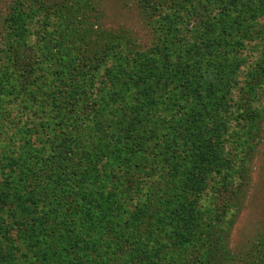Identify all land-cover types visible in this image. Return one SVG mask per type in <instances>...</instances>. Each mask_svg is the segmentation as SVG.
<instances>
[{"label": "trees", "instance_id": "1", "mask_svg": "<svg viewBox=\"0 0 264 264\" xmlns=\"http://www.w3.org/2000/svg\"><path fill=\"white\" fill-rule=\"evenodd\" d=\"M142 1L150 16L158 15L154 24L161 31V37H169L164 39L167 42L165 47L168 49V59L180 52V62L184 63L186 72L183 67L179 70V75L174 76V72L165 73V64L151 65L153 59L158 60L161 57L155 51L156 46H153V55L142 53L144 63L149 62V66L141 67L143 74L139 73L142 71L140 68L131 75L142 76L136 77L141 78L140 83L135 85L137 93L133 88L127 93L128 89L134 87L135 78H129V83L125 82L128 78L123 75L121 66L130 61L131 53L123 52V62L119 63L117 60L108 68L118 70L110 78L112 85L107 87L102 84L100 88L97 87V97L94 98L90 90L95 87V73L98 74V70L110 61L115 50L119 51L121 45H125V39L118 43L114 40L113 44H109L112 38L110 34L91 38L83 30L80 40L71 43L80 49L77 58L72 56L70 49L60 52V57L64 60L56 78L44 83L45 89H29L27 92L33 102L35 97L46 100V106L40 107L44 111L50 106L52 109H59L56 118L60 120H56L53 125L49 123L48 126L47 123H42L45 124L47 132H43L45 137L40 139V143L26 141L19 154L8 157L5 164L10 167L5 180L8 188L14 189L13 196L16 200L15 210L11 211L14 218H0L1 237L8 241L7 244H2L4 247H0V264H239L242 257L248 256L250 264H264V232L249 245L233 248L228 238L229 228H223L220 223H216L219 218H203L204 211L197 208V197L194 196V192L198 191L195 186L207 189L210 183L208 177L214 169L227 163L225 157L224 160L223 156L220 157L221 150L216 144L222 142L221 139L217 142L220 135L218 128H208L205 122L214 117V98L210 97L223 89L221 85L217 86L223 80V69L215 70L216 59L219 57L214 60L207 56L219 53L229 55V46L235 47V44L228 43L230 38H240L239 42L242 43V39L248 37L258 41L264 62V23H253L254 18L264 10V0ZM77 3L87 5L86 9L94 5L92 0H78ZM81 12L84 15L85 12ZM215 13L220 16L215 18ZM85 17L87 16L84 15L80 20L81 23H84ZM193 23L194 29L190 31L188 26ZM173 39L180 41L172 44L170 40ZM95 43L98 45L93 47ZM13 49L14 64L21 65L20 59L24 61L26 54L21 49L20 52L16 45ZM158 49L163 50L164 46ZM46 55L56 56L57 53L48 49ZM28 59L21 68L15 67L24 77L23 81L26 80L29 85L30 82H40V87L43 85L39 81L41 76L33 77L35 81L29 78L41 67L43 61L36 57L33 60ZM163 62H166L165 57ZM229 65L231 66V61ZM258 72L260 79H264V66ZM204 82L207 86L216 85L214 91H209L211 94L206 93L207 87L201 88ZM63 86H73L76 88L75 94L83 93L84 97L74 95L67 105H62L59 100L65 91ZM181 87H188L189 90ZM150 88L151 92H155L154 96L163 95L160 101L166 112L161 118L155 117L157 120L153 123L154 126L148 122L150 113H143L146 102L140 105L133 97L143 92L147 95L146 101H149ZM68 91L73 92L69 88ZM101 93L102 97L99 95ZM105 99L111 102V110L119 118L118 112L121 110L134 112L132 115L123 113L124 116L115 121L108 116L103 117L100 109L105 107L106 104H101ZM123 99L125 106L121 103ZM150 99H153V94H150ZM65 107L71 109V114L61 118L62 114L59 113ZM66 119L69 123H65L70 128L61 130L59 127ZM113 125L121 127L119 129L125 132L123 138H128V135L131 137L121 145L113 144L108 136ZM22 132L23 127L18 133ZM187 151L192 161L188 157L183 158V153L186 154ZM157 158L164 160L166 167L172 165L173 170L166 183L158 186L155 193L147 189L143 191L142 181L138 187L133 180H125V185L117 192L113 191L111 198L106 194L97 203V200L94 202L89 199L91 193L83 190L84 196H79L80 199L72 204L70 210L50 209L43 218H36V208L24 199L28 196L29 202L34 199L38 203L43 199L44 192L46 202H54L55 196L59 201H66L65 198L72 189L69 187L81 179L80 177L89 176L94 180L100 177L101 172L107 169V165H104V169L100 170L103 160L104 164L109 160L108 165L116 162L126 173L131 172L127 179H132L137 166L142 168L148 161L152 168ZM11 167H15L19 173H14ZM194 173L196 175L193 182L189 176ZM161 177L164 178L162 173ZM162 179L156 181L161 182ZM110 183L111 179L100 181L101 190ZM239 184L232 190L239 191ZM219 185L225 187L222 182L217 181L212 186L210 195L212 209H215L214 217L217 214L221 217L218 207L222 202V209L227 207V199L223 200L218 193ZM25 186L32 187L31 191L22 193L21 188ZM80 189H85V185L80 184L77 192ZM160 189L168 191L164 202L166 204L162 209L157 206L164 195L159 193ZM138 192L145 195L146 199H141L140 196L136 198L135 193ZM132 203L135 207L129 210L128 206ZM5 212L9 213L8 210ZM12 225H17L18 238L26 245V250L19 258L14 255L11 237L8 235V226ZM43 229L56 238L53 240L52 235H45Z\"/></svg>", "mask_w": 264, "mask_h": 264}, {"label": "rangeland", "instance_id": "2", "mask_svg": "<svg viewBox=\"0 0 264 264\" xmlns=\"http://www.w3.org/2000/svg\"><path fill=\"white\" fill-rule=\"evenodd\" d=\"M77 1L0 0V218H14L11 214V211L15 210L14 200L16 198L13 196L14 189L8 188L5 180L10 170V167L5 166L8 157L17 156L21 151V146L24 147L28 140L39 144L40 139L45 137L43 132H47L46 126L49 123L53 125L56 120L58 122L60 120V118H56V114H58L57 110L59 109H52V106H50L45 112L40 107L41 105L46 106V100L42 101V97H35V101L33 102V98L27 95V92L29 89H45L44 83L56 78L60 69H62L61 63L64 60L60 57L61 51L64 52L70 49L73 57L80 54V49H77L78 47L71 43L75 40H80V35L83 30L91 38H94L95 35L110 34L112 38L109 40V44H113L114 40H117L115 42L118 43L125 39L123 41L125 45H121L119 51L115 50L113 56L110 57V61L103 67L104 69L100 68L98 74L94 72L96 81L93 83V86L95 87L92 91L90 90L94 98L97 97V87L100 88L103 86L102 84L107 87L112 85L110 78L112 79V75H115L118 70H108V68L113 66L117 60H119V63L123 62V52L131 53L130 61L121 66L122 71H124L123 75H126V78H128L125 79V82L129 78H135L133 80L134 87L128 89L127 93H130L132 88L137 93L135 85L140 83L141 78L138 79L136 77L142 76L139 74L132 77L133 73L135 70L141 67L143 68V66H149V62L144 63L142 53L153 55V46H156L157 50L155 51L161 57L158 60L153 59L150 62L151 65L165 64L163 68L165 73L174 72V76L179 75V70L181 71L184 67V63L180 62L182 60L180 58V52L170 57V60L168 59V49L165 47L167 42L164 39H168L169 37L167 35L166 37L164 35L161 37V31L159 32L154 24V21L158 19V15L150 16L145 11L142 0H92L94 5L90 9H86L87 5H80ZM81 10L87 16L83 20L84 23L80 21L84 17ZM259 14L261 15L255 17L253 20L254 25L264 23V10ZM214 16L218 18L220 15L215 13ZM193 26L194 23L192 25L190 24L188 29L190 31L193 30ZM182 31V33H185V30ZM183 35L185 37L187 36V34H181V36ZM179 41L180 39H173L170 40V43L177 44ZM239 41L240 38H230L228 43L235 44V47L229 46L231 51L229 55L219 53L214 56H207L214 60L219 57L216 59L215 70L223 69L221 71L223 80H221L222 83H217V86L221 85L226 90L222 91V89L219 92V89H217L218 93H214L210 97V99L214 98L213 104L215 108L212 113L214 117L205 122L208 128H218V133L221 136L219 135L217 142L220 139L222 142L216 143L221 150L220 153H216H219L221 158L223 156V160L225 157L227 163H222L214 169L211 176L208 177L210 183L207 189L204 190L202 187L198 188L195 186L198 191L194 192V196L197 197V208L204 211L203 218H208L209 220L211 218H219L216 223H220V226L223 228H229L228 238L230 239V244L235 249L247 244L249 245L260 233L264 232V79H260L258 74V71L263 69L264 62H262V48L258 45V41L249 39L248 37L243 38L242 43ZM15 45L19 48V51L21 49L25 52V60H29L28 58H32L33 60L35 57L39 60L42 59L41 61L43 63L41 67L32 73L29 78L30 80H34L33 77L37 75L41 76L39 81L41 83L43 82V85H40V87L38 85L40 82L38 84L30 82L29 85V82H26V80L23 81L24 77L18 72L17 68H21L25 60L20 59L21 65L19 63L14 64V51L11 49ZM97 45L98 43H95L92 46L95 47ZM12 46L13 48H11ZM162 46H164L163 50L158 49ZM48 49H53V52H56L57 55L47 56L46 52ZM44 56L46 57L45 59ZM164 57L166 58V62H163ZM230 61L231 66L229 65ZM183 71L186 72L185 67ZM223 71L226 73H223ZM139 73L143 74V70L139 71ZM13 75L15 76L12 77ZM253 76H258V78L255 79ZM211 86H207L204 82L201 88L207 87L208 90L206 93H209V91H214L216 87L215 84ZM63 88L65 91H63L62 97L59 100L62 105H67L70 99H73L74 95L84 97L83 93L80 95L75 94L77 92L73 86L68 87L73 92H69L66 86H63ZM181 88L187 91L189 90L188 87ZM159 92L162 93L160 90ZM154 93L151 92L150 88L149 101H146L145 97L147 95L143 92L138 96H133L135 98L134 101L140 105L146 102L143 113H150L148 115V122L152 126H154L153 123H156L158 118L166 114L160 101L163 95L155 94L159 95V97H156ZM150 94H153V99H150ZM99 95L100 97L103 96L102 93ZM203 100L205 101V99ZM101 102L102 105L106 104L104 108L100 109L103 117L108 116L109 119L114 121L122 118L124 116L123 113L132 115L131 113L134 112L132 110H125L123 112L121 110V112H118L119 118L118 115L115 116L113 114L111 110L113 106H110L111 102L109 100L105 99V102ZM121 103L125 106L124 99ZM59 114H62L61 118H64L65 115L69 116L71 109L65 107ZM254 114L256 115L255 117L253 116ZM63 122V125L59 127L61 130L70 128L66 125V123H69L68 119ZM42 123H47V125H42ZM22 127L23 132L18 133ZM119 128L113 125L110 127L108 133L109 140L117 145H121L123 141L131 137L128 135L126 136L128 138H123L125 132L123 133ZM102 146L104 147V145ZM158 150L160 149L158 148ZM183 156V158L188 157L191 160V155H189L188 151L186 154L183 153ZM104 162L105 160H103L100 170L104 169V165H107V169L101 172L100 177L95 178V180L89 176L87 178L80 177L82 180L78 179L75 184L69 187L72 189L70 194L67 192L69 195L66 196V201L63 200L64 202L59 201L56 196L54 202H46V194L44 192L42 195L43 199L38 203H35L37 201L34 199L29 202V199H27L28 196L24 199L32 207L36 208V212L34 213L36 218H43L50 209L67 208L70 210L72 204H75L76 200L80 199L79 196H84L82 193L83 190L91 193L89 199L91 201L94 200V202L97 200V203L106 194L111 198L113 191L117 192L125 185V180H133V183L138 187L142 181L141 188L143 191L147 189L155 193L158 186L166 183L169 178L168 175L173 170L172 165L171 167L169 165L166 167L164 166V160L160 161L157 158L156 161L154 160L152 168H150L147 161L142 168L137 166L132 175V179H127L128 176H131V172H129L130 174L126 173L125 170L117 166L116 162L113 165H108L109 160L106 164ZM190 168L192 170L193 165ZM11 169L14 173H19L15 167L14 169L11 167ZM161 173L164 175L163 179ZM195 175L194 173L189 176L193 182ZM223 176H226L224 180H222ZM103 179H111V183L110 185L106 184L105 188L101 190L100 181ZM157 179H162V181L157 182ZM217 181L225 185V187L219 185L217 189L222 199H227V207L224 210L222 209L224 202L218 207V212L221 213V217L219 214L214 217L215 209H212L211 204L213 203H210L212 186ZM237 183H240V187H238L239 191L236 192L232 189L237 186ZM80 184L85 185V189H80L77 192ZM21 189L22 193H26L28 190L31 191L32 187L25 186ZM191 189H193V186ZM217 189H215L216 192ZM159 193L164 194L160 198V203L157 205L158 208L162 209L163 205L166 204L164 202L166 201L168 191H162L160 189ZM51 195H53L52 192ZM135 195L136 198L140 196L141 199H146V196L139 192L135 193ZM21 201L25 202V200ZM133 207H135L134 203L130 204L128 209L131 210ZM6 210L9 211L8 214H6ZM7 221L9 220L7 219ZM8 227L10 229L8 235L11 237L14 255L19 258L21 253L26 250V245H23V242L18 238L17 225ZM50 229L53 234L54 231L51 227ZM43 233L48 235V237L53 236V240L56 238L44 229ZM7 243L8 241L2 238L0 233V247H4L2 244L5 245ZM238 263L250 264V257H242Z\"/></svg>", "mask_w": 264, "mask_h": 264}]
</instances>
